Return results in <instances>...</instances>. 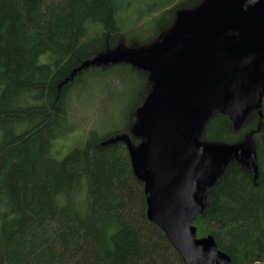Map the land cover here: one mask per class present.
<instances>
[{
  "label": "trees",
  "instance_id": "trees-1",
  "mask_svg": "<svg viewBox=\"0 0 264 264\" xmlns=\"http://www.w3.org/2000/svg\"><path fill=\"white\" fill-rule=\"evenodd\" d=\"M155 2L0 0V264H185L149 219L131 158L146 147L159 81L136 52L164 45L176 16L196 5ZM133 3L139 19L125 24L119 12ZM104 75L128 97L117 123L94 127L81 107L89 79ZM95 101L90 110L108 106ZM222 101L191 143L246 154L201 167L184 206L195 238H212L231 264H264V87L246 96L239 121Z\"/></svg>",
  "mask_w": 264,
  "mask_h": 264
},
{
  "label": "water",
  "instance_id": "water-1",
  "mask_svg": "<svg viewBox=\"0 0 264 264\" xmlns=\"http://www.w3.org/2000/svg\"><path fill=\"white\" fill-rule=\"evenodd\" d=\"M135 55V54H134ZM163 63L147 112V141L141 154L131 150L134 166L144 173L147 214L180 252L185 264H231L212 238H195L184 199L190 179L201 167L214 170L226 156L191 139L223 94L238 101L252 88L264 87V0L232 7L211 36L191 52L179 38L168 46L151 44L138 56ZM249 155V154H248Z\"/></svg>",
  "mask_w": 264,
  "mask_h": 264
},
{
  "label": "rangeland",
  "instance_id": "rangeland-1",
  "mask_svg": "<svg viewBox=\"0 0 264 264\" xmlns=\"http://www.w3.org/2000/svg\"><path fill=\"white\" fill-rule=\"evenodd\" d=\"M148 1L155 2V0ZM196 1L197 0L192 3H196ZM243 1L245 0H198L194 8L186 9V11H182L178 16H176V26L173 30L174 33L166 38L164 46L166 47L170 44H173L175 40L179 38L183 51L191 52L198 45L205 42L211 36V33L222 24L224 16L232 10V7L242 3ZM139 6L140 4L133 3L129 5L127 9L120 10L119 14L125 24H131L139 19ZM172 19H174L173 16L168 17L169 21ZM215 23L217 24L216 28L213 26ZM141 53L142 51L136 52V56L140 55ZM147 62L150 67L153 66L156 71H158L160 79L162 70L164 69V64L157 63L152 56L149 57ZM126 80L128 79H125L122 83H124ZM89 81V91L87 96L85 95L86 98L83 99L84 105L81 107V109L86 112V119L89 122H92L93 120L94 127L108 117L112 119L114 118L113 122L117 123L118 118L113 113L118 109L119 104L117 103H119L122 98L128 97L126 93L128 86H117L116 81H114L111 75L100 76L94 80L89 79ZM91 86L97 89V96L102 95V100H93L96 96L93 95ZM101 87L103 88L99 91ZM257 89L259 88H252L246 93H243L242 97L238 101H234L233 97H231L229 94H223L221 97L223 101L219 104L224 105L225 102H229L232 105L230 109L232 110L235 120L239 121L241 109L245 108L243 106L245 104L244 101L246 96L249 94L254 95L257 92ZM94 101L95 104L96 102L98 104L107 102L108 106H98V112L96 109L97 106L90 110ZM101 111H103V113ZM64 152H66V150H63L62 154Z\"/></svg>",
  "mask_w": 264,
  "mask_h": 264
},
{
  "label": "bare ground",
  "instance_id": "bare-ground-1",
  "mask_svg": "<svg viewBox=\"0 0 264 264\" xmlns=\"http://www.w3.org/2000/svg\"><path fill=\"white\" fill-rule=\"evenodd\" d=\"M4 98V97H3ZM0 103H2V102H0ZM261 154V153H260Z\"/></svg>",
  "mask_w": 264,
  "mask_h": 264
}]
</instances>
